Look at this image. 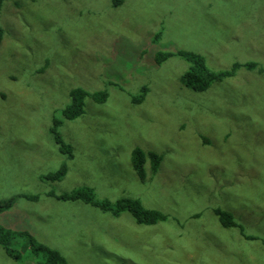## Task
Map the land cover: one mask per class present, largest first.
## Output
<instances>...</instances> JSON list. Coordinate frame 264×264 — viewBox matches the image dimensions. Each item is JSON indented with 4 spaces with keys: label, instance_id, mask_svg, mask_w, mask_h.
Returning <instances> with one entry per match:
<instances>
[{
    "label": "rangeland",
    "instance_id": "obj_1",
    "mask_svg": "<svg viewBox=\"0 0 264 264\" xmlns=\"http://www.w3.org/2000/svg\"><path fill=\"white\" fill-rule=\"evenodd\" d=\"M116 1L2 0L0 200H37L17 196L0 212V225L33 236L11 239L18 257L0 245V264H41L36 244L67 264H264V0ZM158 50L173 54L156 64ZM177 50L212 70L257 66L195 91ZM76 87L106 99L86 96L80 115L63 118ZM135 147L161 156L155 173L146 161L143 181ZM62 163L60 179L43 178ZM78 187L168 217L142 224L54 197ZM216 208L238 226H222Z\"/></svg>",
    "mask_w": 264,
    "mask_h": 264
},
{
    "label": "trees",
    "instance_id": "obj_2",
    "mask_svg": "<svg viewBox=\"0 0 264 264\" xmlns=\"http://www.w3.org/2000/svg\"><path fill=\"white\" fill-rule=\"evenodd\" d=\"M121 1L123 2L124 0H117L115 3H121ZM1 4L2 0H0V7ZM2 34L3 30L0 26V40L2 38ZM155 40L156 39H154V41ZM176 53L190 62V66L181 75V82L184 86L195 91H203L207 89L209 85L214 81H221L223 78L234 76L236 69L239 67L245 66L248 69H254L257 66L256 62H246L241 64L234 63L229 69L212 70L207 67L204 57L199 53L186 50H177ZM172 54L173 53L170 51L158 50L154 54V62L156 64H159ZM259 71L264 72L261 68H259ZM106 95L107 94L104 91L87 92L81 87L73 88L69 92L70 102L65 105L61 111L62 117L73 119L80 115L83 112L84 99L86 96L94 99L95 101L102 102L106 99ZM142 98L143 94H140V96L137 97L134 102L136 103ZM58 123L59 121L57 120V118H54L50 130L53 133L54 140L60 144L59 149L62 152L64 150H67V156L68 158H70V147L68 145H63V143L61 142L62 140L59 138V134L56 131ZM146 161H149V171L155 173L158 170L161 156L152 151L144 152L139 148H133L131 152L130 163L136 176L141 181H143L146 176L144 171ZM65 171L66 165L65 163H62L57 170L48 172L43 178L58 180L65 174ZM17 196H22L29 200H37L36 195H27L23 193L12 195L6 199L0 200V212L9 209L14 204ZM54 197L60 200H80L84 203H88L95 207H98V209L104 212H110L114 216H117L120 212L125 210L132 215L136 222L142 224H154L158 221L166 220V218L168 217L167 214L158 209L144 207L140 199L137 197L125 196L113 202L108 199L99 201L97 198H95L94 192L91 190V188L86 187H78L70 193H64L61 195H56ZM214 213L218 217V220L222 226L227 228L238 226L232 215L227 211L216 208L214 210ZM239 230L242 232L240 227ZM25 231L26 230L8 229L0 225V245L3 247L6 254L12 257H18L16 251L11 247V239L14 237L26 236L28 241L33 243V236L28 231ZM245 238L252 239L253 237L245 235ZM36 245V249L45 251L46 259L41 264H67V261L60 253V251L41 244Z\"/></svg>",
    "mask_w": 264,
    "mask_h": 264
}]
</instances>
